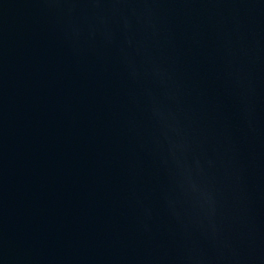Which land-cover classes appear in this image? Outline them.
Wrapping results in <instances>:
<instances>
[{
    "label": "water",
    "instance_id": "1",
    "mask_svg": "<svg viewBox=\"0 0 264 264\" xmlns=\"http://www.w3.org/2000/svg\"><path fill=\"white\" fill-rule=\"evenodd\" d=\"M0 264H264V0H0Z\"/></svg>",
    "mask_w": 264,
    "mask_h": 264
}]
</instances>
